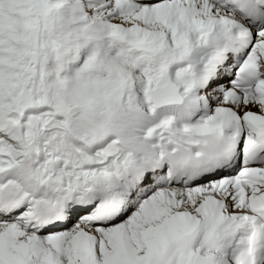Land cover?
<instances>
[{"label": "snow or ice", "instance_id": "1", "mask_svg": "<svg viewBox=\"0 0 264 264\" xmlns=\"http://www.w3.org/2000/svg\"><path fill=\"white\" fill-rule=\"evenodd\" d=\"M0 264H264V0H0Z\"/></svg>", "mask_w": 264, "mask_h": 264}]
</instances>
